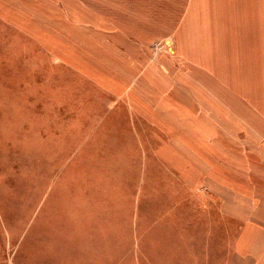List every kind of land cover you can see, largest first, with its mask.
I'll use <instances>...</instances> for the list:
<instances>
[{"label": "rangeland", "instance_id": "374dc122", "mask_svg": "<svg viewBox=\"0 0 264 264\" xmlns=\"http://www.w3.org/2000/svg\"><path fill=\"white\" fill-rule=\"evenodd\" d=\"M76 7L0 0V264H225L260 211L224 209L81 74Z\"/></svg>", "mask_w": 264, "mask_h": 264}, {"label": "crops", "instance_id": "0c3cea01", "mask_svg": "<svg viewBox=\"0 0 264 264\" xmlns=\"http://www.w3.org/2000/svg\"><path fill=\"white\" fill-rule=\"evenodd\" d=\"M69 1L85 36L72 63L161 132L163 162L193 164L234 197L224 209L260 211L225 264H264V0Z\"/></svg>", "mask_w": 264, "mask_h": 264}]
</instances>
